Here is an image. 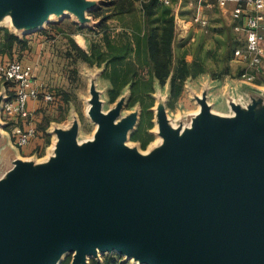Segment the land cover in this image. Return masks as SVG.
Here are the masks:
<instances>
[{
  "label": "water",
  "instance_id": "water-1",
  "mask_svg": "<svg viewBox=\"0 0 264 264\" xmlns=\"http://www.w3.org/2000/svg\"><path fill=\"white\" fill-rule=\"evenodd\" d=\"M0 7L16 26H39L56 8L93 9L86 0ZM197 100L189 125L175 129L162 114V145L142 153L123 143L135 117L116 122L95 95L92 140L58 130L48 161L17 159L0 178V264H60L67 252L69 264L113 252L140 264H264V112L253 101L219 117Z\"/></svg>",
  "mask_w": 264,
  "mask_h": 264
},
{
  "label": "rangeland",
  "instance_id": "rangeland-1",
  "mask_svg": "<svg viewBox=\"0 0 264 264\" xmlns=\"http://www.w3.org/2000/svg\"><path fill=\"white\" fill-rule=\"evenodd\" d=\"M86 1L90 2L92 10L108 8L110 3V0ZM177 3L178 0H174V4L177 5ZM136 5L139 7V3ZM175 5L171 7L173 13ZM188 6L189 8L180 6L182 13L192 12L193 7ZM213 9L210 12L207 32H202L200 35L199 32H192L186 39L183 37L177 39L172 52L173 69L182 55L183 57L189 55V61L196 55L203 68L212 67L216 56L212 52L218 43L217 40L219 42L229 40L230 45L220 43L222 50L218 51L217 55L218 61L223 66L226 63L223 58L230 51L228 49L233 47L235 50L242 45V38L234 32L230 35L214 31L220 28L222 20L216 18L218 17L216 9ZM91 11H87L83 17H80L68 8H56L48 16V20L38 27L14 25L10 19L11 9L0 7V28H5L19 38L26 37L29 40L28 49L18 50L15 47L10 53H0V62L12 60L30 62L35 78L43 89L47 92L54 91L55 94L52 101L39 99L31 102L30 116L23 119L4 113L2 105L11 99L14 93L11 92L10 86L0 80V178L6 177L17 159L35 165L48 161L55 153L58 130L76 129V138L79 143L92 140L97 129V123L91 115L95 95L101 102L103 112L117 109L116 122L129 116L135 117V123L128 130L123 143L142 153L151 152L162 145L163 138L158 129V120L162 114L167 118L169 125L175 129L189 125L198 115L200 108L196 103L195 93L201 92V84L199 80H192L190 77L189 81L188 79L184 81L182 93L175 99L169 95V81L161 86L154 79L148 83L147 88L145 87L146 92H140L136 88L131 90V86L126 85L120 90L119 96L110 102L107 93L110 83L102 76L104 66L91 65L78 58L68 41V38H71L77 45L87 50L90 42L100 43L102 46L101 39L104 33H107L111 45H121L124 42L125 34L116 20L108 18L104 27H98L100 19L94 18L90 14ZM142 64L145 66L143 54ZM142 72L146 73V69L143 68ZM222 84L224 83H216L212 95L222 90ZM134 91L135 96H141L142 102L130 104V96L134 97ZM29 102L30 100L27 102V107ZM144 105L149 106L147 111H144ZM16 125L31 126L35 129L36 135L30 142V146L28 144V147H18L12 143L11 130ZM107 255L118 256L117 264H140L133 258L116 252L98 253L89 257L87 264H91L92 260L101 262ZM72 256L73 253H65L61 262L69 259L70 263Z\"/></svg>",
  "mask_w": 264,
  "mask_h": 264
},
{
  "label": "trees",
  "instance_id": "trees-1",
  "mask_svg": "<svg viewBox=\"0 0 264 264\" xmlns=\"http://www.w3.org/2000/svg\"><path fill=\"white\" fill-rule=\"evenodd\" d=\"M195 1L192 0L190 5L193 8ZM172 2L174 3V0ZM136 3H139V7ZM171 7L172 4L164 5L158 0H110L108 8H96L90 14L100 19L98 27H104L108 18L116 20L125 34V40L121 45H111L107 33H104L101 39L102 46L100 43L90 42L87 50L68 38L78 58L91 65L104 66L102 76L110 83L107 92L110 102L119 96L120 90L126 85H130L131 90L136 88L140 92H146L145 87L147 88L148 83L154 79L161 86L169 81V95L175 99L181 95L182 85L188 77H194L204 71L198 61L188 63L183 55L173 69L172 46L175 23ZM15 47L18 50L28 49L29 40L0 28V53H10ZM142 54L145 66L142 64ZM20 62L30 64L27 61ZM143 68L146 69V73L142 72ZM3 82L12 88L11 92H14V83ZM50 93L54 98V91ZM130 99V104L142 102L140 95L135 96V91L134 97L130 96ZM148 108L149 106L144 105V111ZM117 258L118 256L107 255L103 261L92 260L91 264H117ZM61 264H69V259L62 261Z\"/></svg>",
  "mask_w": 264,
  "mask_h": 264
},
{
  "label": "crops",
  "instance_id": "crops-1",
  "mask_svg": "<svg viewBox=\"0 0 264 264\" xmlns=\"http://www.w3.org/2000/svg\"><path fill=\"white\" fill-rule=\"evenodd\" d=\"M191 3L192 0H178L177 5L172 2V7H174L175 5V10L173 13L175 23V37L173 40V46L179 37H183L184 39H186L187 36L191 35L192 32H199V35L202 32H207L210 21V12L214 10L213 8L216 9V14L218 16L216 18L222 20L220 28H216L214 31L219 34L229 33L230 35H232L234 32L242 38V43L244 44L245 32L235 30V26L239 25L240 21L236 20L231 13V10L235 5V0H227L224 4H220L216 0H196L194 8H192V12L190 14L189 12H183V14L180 10V6L184 5V7L189 8L188 5H191ZM197 14H200L208 20V26L206 28H201L190 21L191 18ZM182 19L187 21L184 28L182 27L181 23ZM191 40H193V38H191ZM228 41L229 40L225 42H219V40H217L218 43L217 45H215V48L217 46V49L215 50L214 48V51L212 52L213 55H216L214 58L215 61L212 62V67H204L203 72L194 77H190L192 80H199V83L201 84V92L195 93V99L196 101H198L197 99L204 98L206 104L210 108V112L215 116L218 115L219 117L231 118L235 114V106L247 109V107L251 105L253 101L257 102L256 107L258 109V113H262L264 112V64L260 66L258 71L247 68L246 64L242 60L233 55L234 48L231 47L230 49H228L230 51L226 53L224 58L220 55V59L223 58V60L226 61V63L221 66L222 64L218 61L219 58H217V55L219 54L218 51L222 50V47H220V43H226L227 45H230ZM243 44L241 46H243ZM173 46L172 51L174 50ZM195 46H197V44H195ZM182 53H184V51ZM188 57L189 55H184V59L188 63H192V61H198V56L196 55L192 57L191 61L188 60ZM244 71L255 74L254 82H244L239 78V75ZM190 78H187L188 81ZM219 82L224 83L222 84V90L216 91L215 95H212V91L216 87V83L219 84ZM33 101L37 100H30L28 108L30 107V103ZM196 103L199 107V103ZM20 127L25 128L24 126ZM11 138L12 143L16 146L13 130H11ZM32 140L34 139H31V141ZM28 144L27 145L30 146V141Z\"/></svg>",
  "mask_w": 264,
  "mask_h": 264
},
{
  "label": "built area",
  "instance_id": "built-area-1",
  "mask_svg": "<svg viewBox=\"0 0 264 264\" xmlns=\"http://www.w3.org/2000/svg\"><path fill=\"white\" fill-rule=\"evenodd\" d=\"M158 1L168 6L172 4V0ZM216 1L224 4L227 0ZM231 13L236 20L240 21L239 25L235 26V30L245 32L244 44L234 50V56L242 60L247 68L258 71L264 64V0H235ZM190 21L201 28L208 26V20L200 14L192 17ZM186 22V20H181L183 28ZM239 78L244 82L252 83L255 80V74L244 71ZM0 80L15 84L13 97L2 105L6 114L27 119L30 116L27 107L29 100H53L52 94L45 91L36 80L31 64H24L17 60L0 63ZM13 134L15 135V144L18 147H23L36 135V131L31 126L22 128L16 125L13 128Z\"/></svg>",
  "mask_w": 264,
  "mask_h": 264
},
{
  "label": "bare ground",
  "instance_id": "bare-ground-1",
  "mask_svg": "<svg viewBox=\"0 0 264 264\" xmlns=\"http://www.w3.org/2000/svg\"><path fill=\"white\" fill-rule=\"evenodd\" d=\"M53 13V12H52ZM51 14V13H50ZM50 16V15H49ZM47 20V18H45L42 22H45ZM44 24V23H43ZM39 27V26H38ZM63 255V254H62ZM62 255L59 257L58 261L61 259ZM57 264V262L55 263Z\"/></svg>",
  "mask_w": 264,
  "mask_h": 264
}]
</instances>
